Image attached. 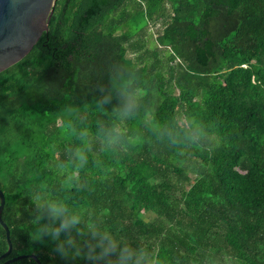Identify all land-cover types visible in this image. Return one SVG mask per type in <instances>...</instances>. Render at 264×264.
<instances>
[{
  "label": "trees",
  "instance_id": "trees-1",
  "mask_svg": "<svg viewBox=\"0 0 264 264\" xmlns=\"http://www.w3.org/2000/svg\"><path fill=\"white\" fill-rule=\"evenodd\" d=\"M129 77L145 93L124 125L133 146L111 156L94 145L88 167L70 173L82 187L62 195L158 264H264V0H58L49 31L0 73V189L13 243L0 264L30 253L65 264L31 240L24 209L32 189L58 186L52 166L67 162L73 130L111 120ZM183 118L208 139L154 135V122ZM8 250L0 222V256Z\"/></svg>",
  "mask_w": 264,
  "mask_h": 264
},
{
  "label": "clouds",
  "instance_id": "clouds-1",
  "mask_svg": "<svg viewBox=\"0 0 264 264\" xmlns=\"http://www.w3.org/2000/svg\"><path fill=\"white\" fill-rule=\"evenodd\" d=\"M118 88V102L112 109L111 120L98 122L94 130L82 122L73 130L78 143L68 148L67 162L56 161L52 166L58 186L44 183L32 189L31 205L24 209L31 213L26 224L31 240L50 244L65 264H158L149 248L127 242L116 228L106 227L102 219L85 214L67 195H62L82 187L70 173L88 167L94 145L111 156L133 146L124 125L140 113L145 93L135 85L133 77L121 82ZM111 100L112 95L106 94L99 102V110ZM154 123V135L174 145L199 144L208 139L204 126L195 119H174L167 125ZM22 215L17 208L16 218Z\"/></svg>",
  "mask_w": 264,
  "mask_h": 264
},
{
  "label": "water",
  "instance_id": "water-1",
  "mask_svg": "<svg viewBox=\"0 0 264 264\" xmlns=\"http://www.w3.org/2000/svg\"><path fill=\"white\" fill-rule=\"evenodd\" d=\"M58 0H0V73L24 59L38 43L44 32L49 31L50 20ZM0 222L5 227L9 250L0 256L7 258L13 247L11 230L3 218L6 204L0 189ZM31 257L43 264L36 253L21 254L7 259L3 264Z\"/></svg>",
  "mask_w": 264,
  "mask_h": 264
},
{
  "label": "rangeland",
  "instance_id": "rangeland-1",
  "mask_svg": "<svg viewBox=\"0 0 264 264\" xmlns=\"http://www.w3.org/2000/svg\"><path fill=\"white\" fill-rule=\"evenodd\" d=\"M163 26V24L161 22H158L156 25L153 24V28L156 29V28H161ZM144 216L147 218V219H154L155 216H153V214H151L150 212H145L144 213Z\"/></svg>",
  "mask_w": 264,
  "mask_h": 264
}]
</instances>
